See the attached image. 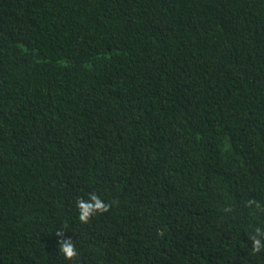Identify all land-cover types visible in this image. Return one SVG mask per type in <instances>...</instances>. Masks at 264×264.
<instances>
[{
	"label": "trees",
	"instance_id": "trees-1",
	"mask_svg": "<svg viewBox=\"0 0 264 264\" xmlns=\"http://www.w3.org/2000/svg\"><path fill=\"white\" fill-rule=\"evenodd\" d=\"M249 198L264 0H0V264H264Z\"/></svg>",
	"mask_w": 264,
	"mask_h": 264
},
{
	"label": "clouds",
	"instance_id": "clouds-1",
	"mask_svg": "<svg viewBox=\"0 0 264 264\" xmlns=\"http://www.w3.org/2000/svg\"><path fill=\"white\" fill-rule=\"evenodd\" d=\"M245 209L249 212H255L259 215H264V204L257 201L255 198H249L244 202ZM78 208V220L81 224H87L90 218L97 213H104L109 210L110 205L103 202L95 193L89 194V199L86 201L80 199L76 203ZM226 212H233L232 207L226 206ZM64 229L61 228L55 233L58 238V251L66 260H72L77 256V249L72 239H59L64 236ZM250 246L254 254L264 252V231L259 227H254L250 236Z\"/></svg>",
	"mask_w": 264,
	"mask_h": 264
}]
</instances>
